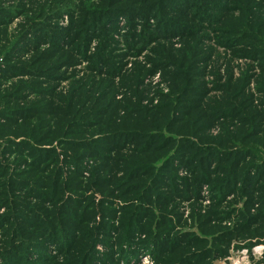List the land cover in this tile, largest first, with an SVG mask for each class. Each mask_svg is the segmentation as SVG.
<instances>
[{"label": "trees", "instance_id": "trees-1", "mask_svg": "<svg viewBox=\"0 0 264 264\" xmlns=\"http://www.w3.org/2000/svg\"><path fill=\"white\" fill-rule=\"evenodd\" d=\"M213 40L261 75L226 61L210 87ZM158 72L169 92L150 97ZM0 233V264H214L264 245V0L1 5Z\"/></svg>", "mask_w": 264, "mask_h": 264}, {"label": "rangeland", "instance_id": "rangeland-1", "mask_svg": "<svg viewBox=\"0 0 264 264\" xmlns=\"http://www.w3.org/2000/svg\"><path fill=\"white\" fill-rule=\"evenodd\" d=\"M45 1H47V0H22V3L23 4L25 3L27 8H29V10L31 12V11H37L38 8ZM19 3H20V0H0V6L2 5V6H5V7H14V6H17ZM21 22H22V18L15 19L13 21V24L10 27V31L11 32H15L17 30V27L19 26V24ZM56 23H58V25L61 26V27H64V28L67 27L68 24H69V15L68 14H64L62 18H60L58 21H56ZM117 26H118L119 31H118L117 34L114 35V37H115V40L119 43L120 51L124 52L125 51L124 36H125V34L127 32V28H128L126 19L121 18ZM211 37H212V39L216 40L214 34H211ZM215 40H213L210 43L205 42L206 43L205 45L213 46L216 49V53H215L214 58H213V63L210 64L209 69H208V74L206 76V81L208 83H211L210 87H212L211 86L212 83H214L216 81V75L215 74H218V75H220L223 78H227L226 77L227 76L226 75L227 68H226V63H225L226 61L230 62V65H231L232 71H233V76L236 79L241 77L244 73H246L250 69H251L250 72L253 73L254 75H256L257 77L261 75V68H260L258 62L251 61L248 58H237V57H234L232 55L231 51H227V50H224L223 48L217 47L215 45V42H214ZM173 41L175 43H177L175 45L176 48H180L181 47V45H180L181 42H179L178 39H174ZM97 44L98 43H97L96 40L92 42V44H91V52L92 53L96 50ZM147 54H148V52L145 51L138 58L129 57V59H128L129 60V64L127 66V69H131L132 68V63H133L134 60H138V61L144 63L145 57H146ZM87 67H88V62L87 61H81L76 66H74V67H72L70 69H67V71H68V74L76 72L77 73L76 77L80 78V77L85 75ZM257 77L252 79V82H251V85H250V90L253 91V92H255ZM70 84H71V80L62 81L60 83L59 90L61 92H63V93H66V91L69 89ZM143 87L146 90H150L151 91L150 92V97H152V96L154 97L155 91H162L163 93H168L169 92V86L163 80L161 72H158V73H156L153 76L147 77L145 79V81H144ZM165 90H167V92H165ZM216 94L219 95L218 92H216ZM154 99H155V101H154L155 104L158 103L159 99L158 98H154ZM146 103L147 102H145V104ZM217 132H218V128L214 129L212 133L216 134ZM202 196L206 197V199H207L209 197V193L207 195H205L204 192H202ZM204 201H206V200H204ZM204 201H202L203 205H204ZM207 206L208 205H204V207H207ZM181 211L185 214L184 215L185 218H187L189 216V212H190L189 205L188 204H184L182 206ZM2 240H3V236H2V233H0V247H1ZM259 246H263L264 247V245H259ZM256 247H258V246H256ZM256 247H254V248H256ZM254 248L252 249V253H250L248 251V249H244L243 248V249H240V250H235V248L232 247V249L230 251L231 252L230 257L221 260L220 264H232L236 259H238V258L241 259L242 256H241L240 252L242 250H247L248 253H249V256L247 257V259L242 261V263L245 262V264H258L260 259H261V257H255L254 256V252H253ZM98 250L100 252L104 251L101 248H99ZM53 254H54V251H53ZM262 255H263V253H262ZM251 256L255 258V261L253 260L254 258L252 259ZM139 259L140 258H136L134 263L139 261ZM143 260H145V262H143V263L141 262V264H146L147 261H148L147 264H153V263H151V259L148 258L147 255L142 257V261Z\"/></svg>", "mask_w": 264, "mask_h": 264}, {"label": "built area", "instance_id": "built-area-1", "mask_svg": "<svg viewBox=\"0 0 264 264\" xmlns=\"http://www.w3.org/2000/svg\"><path fill=\"white\" fill-rule=\"evenodd\" d=\"M165 92H167V90H165ZM204 194L205 195L208 194L207 189L204 190ZM209 204H210V201L208 199H206V201H204V205H209ZM263 250H264L263 246H258L256 248H254V256L255 257H262ZM240 253H241L242 258L241 259L240 258L236 259L232 264H245V262L242 263V261L247 259V257L249 256V253H248L247 250H242ZM143 262H145V260H143L142 263ZM147 263H148V261L146 262V264ZM220 263H221V260L216 261L214 264H220Z\"/></svg>", "mask_w": 264, "mask_h": 264}]
</instances>
